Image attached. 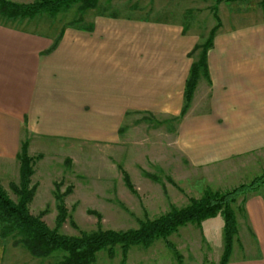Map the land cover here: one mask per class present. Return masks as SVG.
<instances>
[{"label": "crops", "instance_id": "0c3cea01", "mask_svg": "<svg viewBox=\"0 0 264 264\" xmlns=\"http://www.w3.org/2000/svg\"><path fill=\"white\" fill-rule=\"evenodd\" d=\"M262 3L261 11L246 6L220 18L205 57L208 82L198 78L175 123L197 59L195 47L213 28L191 24L182 8L96 11V6L83 21L38 23L37 31L0 24V185L17 184L23 142L31 157L45 146L107 152L123 146L127 117L142 115L173 119L164 130L166 154L176 153L191 169L206 173L204 186L218 191V184L238 173L249 180L263 174ZM241 197L226 264H264V187ZM21 249L0 239V264H29ZM220 255L221 248L212 264Z\"/></svg>", "mask_w": 264, "mask_h": 264}, {"label": "rangeland", "instance_id": "374dc122", "mask_svg": "<svg viewBox=\"0 0 264 264\" xmlns=\"http://www.w3.org/2000/svg\"><path fill=\"white\" fill-rule=\"evenodd\" d=\"M9 1L28 3L33 0ZM223 3L229 2L216 5L214 0H101L96 11L137 9L147 12L152 8L163 10L168 7L176 10L179 7L185 10L183 13L191 24L208 30L216 23L214 17L224 19L226 14L230 15L234 10L238 12L239 8L246 6L261 11L263 6L259 0L249 3L237 0L227 5H222ZM195 9L198 10L196 14ZM87 11L83 13L81 21ZM80 16L77 6L73 5L54 17L40 15L30 20L1 19L0 24L36 28L37 31L38 23L44 26H60L73 22ZM135 117H127V128L122 132V137L125 138L123 146L111 147L107 152L101 147L82 145L74 148L45 146V150L42 147L35 148L32 157H29L33 159L34 173L30 186L35 187L36 194L29 204V212L36 215L43 211L42 220L52 229L56 215L54 185L60 193L69 188L63 199L68 217L58 233L76 236L78 231L90 233L97 229L96 218L89 212L99 215L100 229L123 232L137 229L140 222L154 219L171 208L186 206L188 199H198L204 188H209L203 183L208 178L207 174L191 169L176 153L171 156L172 152L168 150L167 155L164 147L167 141L165 128L169 127L173 119L175 123L181 116L173 119L160 115ZM161 144L163 150L160 149ZM119 168L127 174L134 194L125 187ZM238 174L237 178L218 184V192L229 190L236 183L244 184L253 179L249 180L247 175ZM1 186L9 198L15 201V196L8 189V183L2 181ZM242 202L243 198L240 196L231 205L237 216L240 214ZM238 228L240 236L241 228ZM167 240L174 246L183 264H212L222 246V217L217 214L214 218L202 221L199 226H182ZM21 252L28 258L29 264H53L63 255L55 252L46 258H33L23 248ZM120 258V250L115 247L111 258H108L105 251L98 252L93 264H119ZM124 264H175V261L164 242L156 240L148 247H130Z\"/></svg>", "mask_w": 264, "mask_h": 264}, {"label": "trees", "instance_id": "16d2710c", "mask_svg": "<svg viewBox=\"0 0 264 264\" xmlns=\"http://www.w3.org/2000/svg\"><path fill=\"white\" fill-rule=\"evenodd\" d=\"M101 0H33L28 3H17L9 0H0V20L33 19L36 16L46 15L54 17L58 13L76 5L77 12L82 16L87 10L94 9ZM237 0H214L217 5L221 2ZM264 0H259L262 3ZM81 16L75 20L79 22ZM215 25L210 29L204 42L195 47L198 50L197 59L190 66L188 77L183 88V106L179 116L188 108L196 82L201 76L208 82L205 65L206 52L212 43V37L220 22L214 17ZM2 25V24H1ZM18 160L17 184H8V189L15 196L12 201L0 185V239L9 238L12 246L22 247L33 258H46L52 253L60 252L62 257L53 264H93L95 255L105 251L108 258L118 247L121 258L119 264H124L126 253L130 247H148L156 240H162L165 247L171 252L175 264H183L180 255L167 238L178 228L187 224L199 226L206 219L214 218L217 214L222 217V246L221 255L217 264H226L234 236L236 222L231 205L241 195L257 191L264 187V173L254 177L250 182L239 184L229 190L218 192L204 188L198 199H188V204L182 208H171L168 212L151 220L140 222L137 229L127 231H113L100 229V217L89 212L96 218L97 229L94 232L78 231L76 236L58 233L68 215L64 205V197L69 188L58 192L54 185L53 200L56 215L54 226L48 228L42 220L44 212L32 215L29 204L33 198L35 187L30 186L33 174V159L28 156L26 143H21ZM120 170L123 183L130 193H135L127 174Z\"/></svg>", "mask_w": 264, "mask_h": 264}]
</instances>
